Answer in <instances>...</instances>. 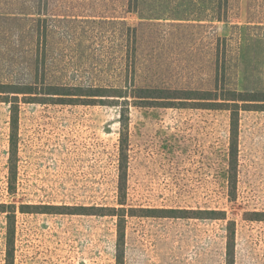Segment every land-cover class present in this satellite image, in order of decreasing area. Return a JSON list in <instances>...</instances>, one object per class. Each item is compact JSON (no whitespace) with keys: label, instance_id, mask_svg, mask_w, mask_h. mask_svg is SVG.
Masks as SVG:
<instances>
[{"label":"rangeland","instance_id":"rangeland-1","mask_svg":"<svg viewBox=\"0 0 264 264\" xmlns=\"http://www.w3.org/2000/svg\"><path fill=\"white\" fill-rule=\"evenodd\" d=\"M0 85L35 93L0 95V205L17 208L12 257L0 213V264H117V218L23 205L225 211L226 221L127 215L124 264H227L229 221L234 264H264V221L252 220L264 213V111L240 112L232 201L230 112L134 98L140 89L264 92V0H0ZM50 87L116 97L59 104Z\"/></svg>","mask_w":264,"mask_h":264},{"label":"trees","instance_id":"trees-1","mask_svg":"<svg viewBox=\"0 0 264 264\" xmlns=\"http://www.w3.org/2000/svg\"><path fill=\"white\" fill-rule=\"evenodd\" d=\"M14 95V98L20 96H32V87L0 85V95ZM47 96H53L54 99L59 100V104L66 105H83L85 98L90 97H116L112 95H88L86 89L83 88H64V87H50L49 91L45 93ZM121 97V96H117ZM134 98L146 102L147 104L162 105L163 107H172L174 104H193L196 108L205 110H217L230 112V146H229V166L230 170L227 174L229 183V198L232 201L237 197V158H238V138H239V123L241 110L264 111V92L261 93H243L236 91H225L217 93L216 91H178L168 89H149L138 90V94ZM89 100V99H88ZM107 100H101L104 104ZM105 105V104H104ZM19 121V105L18 101L12 105V123H11V160L14 162V152L16 148L17 133ZM123 133L120 139V167H119V194L121 200L119 204L125 206L123 199L127 197V182L129 169V134H128V117H122ZM15 175L12 176V182ZM11 193L15 191L11 187ZM0 213H6L9 223L8 231V247L10 249V256L13 255V241L15 234L14 224L16 221L17 208L15 205H0ZM10 209V210H8ZM65 210V211H64ZM22 213H37V214H69L82 216H99V217H115L118 219L117 231V248L116 259L117 264H124L125 260V227L127 215L131 217L142 218H196L207 220H227L225 211H193L180 209H130L127 211L125 207H60V206H30L23 205L21 207ZM256 217L254 221H264V213H253ZM235 238H236V224L234 221L228 223V244H227V264H234L235 255ZM12 264V259L8 261Z\"/></svg>","mask_w":264,"mask_h":264},{"label":"crops","instance_id":"crops-1","mask_svg":"<svg viewBox=\"0 0 264 264\" xmlns=\"http://www.w3.org/2000/svg\"><path fill=\"white\" fill-rule=\"evenodd\" d=\"M39 14H40V13H39ZM43 14H44V13H42V16H46V15H43ZM30 16H31V15H30ZM33 16H35V15L33 14ZM36 16H41V15H38V14H37ZM35 22H36V21H35Z\"/></svg>","mask_w":264,"mask_h":264}]
</instances>
